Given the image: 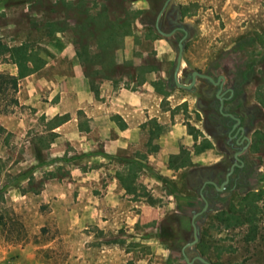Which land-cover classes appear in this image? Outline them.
Instances as JSON below:
<instances>
[{
	"label": "rangeland",
	"instance_id": "374dc122",
	"mask_svg": "<svg viewBox=\"0 0 264 264\" xmlns=\"http://www.w3.org/2000/svg\"><path fill=\"white\" fill-rule=\"evenodd\" d=\"M163 1L0 0V75L17 73L7 47L23 44L32 60L43 62L18 80L15 92L7 85L0 95V264H181L178 253L190 230L185 202L193 192L178 172L206 139L194 95L164 90L180 35L166 40L153 32ZM171 2L179 3L180 22L190 25L180 70L237 56L249 76L246 89L264 108V0ZM239 11L251 17L249 24ZM73 70L79 76L71 79ZM150 73L154 79L147 81ZM103 82L114 92L143 91V116L150 121L140 126L142 151L126 160L104 153L98 142L90 158L62 144L66 152L58 158L54 128L70 117L58 114V104L71 109L76 89L97 98ZM150 105L156 107L148 111ZM82 114L77 111L78 129L87 131ZM120 119L112 115L118 126ZM258 125L252 192L264 189V119ZM173 126L180 127L177 152L166 155ZM76 165L80 172L72 174ZM111 182L113 198L131 207L104 206ZM241 198L234 195L228 205L237 207ZM109 218L104 230L101 220ZM247 231L246 225L222 227L211 211L195 247L213 264H264V216L254 239L247 240Z\"/></svg>",
	"mask_w": 264,
	"mask_h": 264
},
{
	"label": "crops",
	"instance_id": "0c3cea01",
	"mask_svg": "<svg viewBox=\"0 0 264 264\" xmlns=\"http://www.w3.org/2000/svg\"><path fill=\"white\" fill-rule=\"evenodd\" d=\"M170 1L168 3L169 5L168 9H170L171 6H179V3L177 2L170 3ZM164 11L166 10L164 9ZM164 11L160 17L159 25L162 31L170 32L171 30H173V26L171 23L167 22L166 18L164 17L168 10L166 12ZM239 14H246V13L244 11H239ZM247 15L248 14H246V17L249 18L247 24H249V21H251L250 20L251 17ZM179 19H180V15H179ZM179 19H178V23L181 25V27L187 30V36H188L190 33V25L182 24ZM236 19L239 20L238 17ZM140 23L141 25H146L145 22L141 20H140ZM153 27H154L153 32L156 35L160 36V38H164L166 40H170L174 38L177 34L180 36L182 35L181 33L179 34L178 32H176L173 36L171 34L170 36L165 37L156 31L154 23H153ZM187 36H186V39H187ZM185 41H184V47H185ZM183 52H184V48H183ZM182 56H183V53H182ZM214 60H216V58L211 59V62H213ZM182 61L184 62L183 58L181 59V62ZM173 68L170 72L169 78L172 75ZM204 69H199V68H195V67H191V66H187L183 64L181 70H179L178 72V77H179L180 71H183V70L191 71V72L192 71L198 72V71H203ZM78 76L79 74L77 70L75 71L73 70V74L70 78L73 79V78H77ZM169 78L167 80V84L164 85L165 91L171 90L172 88L173 89H183L187 91L189 94L194 95L195 110L201 117V120L199 121L200 122L199 129L204 134L203 138L206 139V140H203L204 150L202 152L200 151V152H197L196 154H192L190 156V162H189L191 164H189L188 167L185 168L183 171L179 170L178 172L180 174H183L184 176L186 189L193 192L194 190L188 188L187 186V177H188L189 172L195 168L210 167L214 165L220 155L218 152V150L220 149L218 145L216 144L214 138L207 131V129L205 128L202 122L201 109L198 106V100L196 98V94L192 91H189L188 89L181 88L176 85L170 86ZM152 79H154L153 74L152 73L148 74L147 81L152 80ZM105 84L106 83L103 82L100 88L99 97L97 98L93 96L90 90H87L85 93L80 89H76L74 92H72V94L74 95L73 97L74 102H73L71 109L69 110L65 109L63 105L58 104V114L59 115H64L68 112L70 113V117L68 119L66 118V119L61 120L60 122H58V125L54 128V131H58V158L64 157L63 155L66 152V149L62 150L59 148V146H61L62 144L66 145L67 146L66 148L71 146L74 149L72 150V152H68V153L75 154V153L83 152L82 155L90 157V158L96 157L94 152H95V146L98 142H101V145H102L101 149L104 153L108 155H116L126 160L134 159L133 155L136 154V152L142 151L143 139L141 137L142 129H140V126L143 123L148 124V122L150 121V120H147V118L143 116V107H144L143 91L142 92L141 91L130 92L125 89H120L117 92L116 91L114 92L112 87L106 86ZM247 93H248V101L251 102L254 106H256L258 110H260V115L258 116V120L255 125V131L253 132L252 135H250L252 139V146L250 149V154L252 157H254L257 160V157H255L254 148L257 142L256 140H258V135H260L259 131H262V128L259 127L258 123L262 119H264V108L257 101L252 100L250 92L248 90H247ZM155 107L156 105L154 107L150 105L148 111H151V109ZM78 110H82L84 114V115L82 114L80 118L85 119L87 131H79L78 129V124H79L78 115H77ZM116 114H118L119 118H121L120 120H118L120 127L114 122V120H112V115H116ZM157 116H158L157 123L159 122L165 123V121L161 119L160 115H157ZM169 133L171 136L168 135V138H167V140L170 142H169V150L168 152H166V155L169 152L171 153L177 152V140L175 137H177L178 135L176 133H180V127L173 126L170 129ZM162 141H163V138L162 139L160 138V142H158L160 143L161 147H162ZM58 162L60 161L58 160ZM186 164L188 163H185L184 165ZM258 168H259V163H258L257 171H258ZM79 170H80V166L76 165L74 166V171H72L71 173L78 174L80 172ZM112 183L113 182L110 183L107 195L103 199L104 206H106L107 208H110L111 206H115V205H118L119 207H121L127 203L130 204V201L128 200L113 198L112 195H114V193L111 192L112 191L111 187H113ZM120 191L121 189H119V194H120ZM128 206L131 207L130 205ZM89 211L90 210H88V213ZM108 212H110V210H108ZM117 212L119 213V215H121L120 211H117ZM128 213L131 214L130 212ZM109 217H112V215H110ZM118 219H120V216ZM101 222L103 223L102 228L104 230L110 229V225H111L110 218L108 220H101Z\"/></svg>",
	"mask_w": 264,
	"mask_h": 264
},
{
	"label": "flooded vegetation",
	"instance_id": "af4514ba",
	"mask_svg": "<svg viewBox=\"0 0 264 264\" xmlns=\"http://www.w3.org/2000/svg\"><path fill=\"white\" fill-rule=\"evenodd\" d=\"M179 15V6H171L164 16L173 29L181 27ZM176 32L183 35L181 30H176L172 36ZM198 72L211 77L212 81L196 76L188 90L196 94L202 122L218 145L220 155L208 172L197 176L201 183H196L197 190L185 202L190 219L205 202L209 214L212 208L227 206L234 195L243 196L258 183V163L250 154V135L255 131L260 110L248 101L246 85L249 76L244 64L237 56L225 55ZM178 80L189 84L191 71H180ZM169 82L170 86H175L172 75ZM222 184L223 188L217 189ZM200 218L201 215L195 220Z\"/></svg>",
	"mask_w": 264,
	"mask_h": 264
},
{
	"label": "trees",
	"instance_id": "16d2710c",
	"mask_svg": "<svg viewBox=\"0 0 264 264\" xmlns=\"http://www.w3.org/2000/svg\"><path fill=\"white\" fill-rule=\"evenodd\" d=\"M7 51L9 58L17 68V73L16 75L6 77L0 75V95L7 85H10L13 92H15L17 90L18 80L31 74L43 64L42 61L37 62L32 60L31 55L28 54L27 48L23 44L7 47ZM13 103H16L15 99ZM7 111L4 110V112ZM124 187L129 190L127 184H124ZM259 201L264 203V189L260 192H252V190L247 192L239 200L237 207L229 204L223 208H212V211L215 212V218L218 223L226 229H235L243 225L248 226L247 240H250L256 236L258 218H263L264 216V207L258 204ZM1 220L2 218H0ZM199 245H202L201 241ZM201 254H204L203 251Z\"/></svg>",
	"mask_w": 264,
	"mask_h": 264
},
{
	"label": "water",
	"instance_id": "95a60500",
	"mask_svg": "<svg viewBox=\"0 0 264 264\" xmlns=\"http://www.w3.org/2000/svg\"><path fill=\"white\" fill-rule=\"evenodd\" d=\"M169 1L170 0H164L160 10L158 11V13L155 17L154 26H155L156 31L165 37L170 36L176 30H181L183 32V35L181 36V38L177 42V54H176V58H175V65H174V68L172 71V80L174 81L176 86L181 87V88H185V89L191 88V86L194 84L196 76L206 77L210 81H212L211 77L206 76L204 74H201L197 71H192L191 72V82L189 84L179 82L178 72L180 70L182 53H183V48H184V41H185L186 36H187V30L183 27H176L173 30H171L170 32H164L161 30L160 25H159L160 17L162 15L164 9L168 5ZM198 106L200 107L199 102H198ZM211 168H212V166L192 169L189 172L188 178H187L188 188L193 189V190H197L196 183L197 182L201 183V179L199 181L197 179V176H199L200 174H205ZM189 176H192L193 178L190 179ZM222 188H223V184L220 187H218L217 189H222ZM208 212H209L208 203L205 202L204 206L200 210H198L197 212L192 214L191 219H190V230L188 231L187 235L185 236V238H184L185 243L182 245V247L180 248L179 253H178L179 260H180L181 264H213L207 258L202 256L195 247V245L198 242L199 237H200L201 224H202L203 220L205 219V217L207 216ZM199 215H201V218L198 220H195V218Z\"/></svg>",
	"mask_w": 264,
	"mask_h": 264
}]
</instances>
